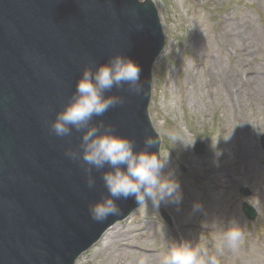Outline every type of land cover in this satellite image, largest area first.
Returning <instances> with one entry per match:
<instances>
[{
    "label": "water",
    "instance_id": "water-1",
    "mask_svg": "<svg viewBox=\"0 0 264 264\" xmlns=\"http://www.w3.org/2000/svg\"><path fill=\"white\" fill-rule=\"evenodd\" d=\"M139 3L0 0V264H74L139 205L134 198L119 200V216L92 220L89 204L107 194L101 172L93 169L95 186L89 188L81 166L64 155L79 148L81 134L56 137L46 123L69 102L85 66L95 69L121 53L140 65L143 91L136 95L125 86L106 93L123 96L124 103L94 122L135 139L137 150L146 135L158 139L147 107L152 63L164 36L151 1ZM36 55H44L42 67L26 65ZM14 66H22L24 75L17 77ZM159 146L149 151L159 153ZM245 211L255 218L252 209Z\"/></svg>",
    "mask_w": 264,
    "mask_h": 264
},
{
    "label": "rangeland",
    "instance_id": "rangeland-1",
    "mask_svg": "<svg viewBox=\"0 0 264 264\" xmlns=\"http://www.w3.org/2000/svg\"><path fill=\"white\" fill-rule=\"evenodd\" d=\"M154 1L166 48L154 65L150 114L162 138L161 155L170 154L165 172L173 170L180 181L182 201L157 209L147 200L76 264H161L169 246L185 241L205 245L220 264H264V87L258 78L247 79L248 70L264 76V0ZM234 29L239 37L230 34ZM228 78L234 81L226 85ZM194 140V147L184 148L182 142ZM202 141L206 150L199 155L195 145ZM246 150L251 170L242 159ZM245 187L250 196L241 191ZM196 203L202 207L194 209ZM245 203L257 209L255 219L243 212ZM233 219L243 238L219 255L216 245Z\"/></svg>",
    "mask_w": 264,
    "mask_h": 264
},
{
    "label": "clouds",
    "instance_id": "clouds-1",
    "mask_svg": "<svg viewBox=\"0 0 264 264\" xmlns=\"http://www.w3.org/2000/svg\"><path fill=\"white\" fill-rule=\"evenodd\" d=\"M142 27L139 25L138 29ZM125 86L128 92L136 95L143 91L141 67L132 59L116 53L109 57L107 63L95 69L87 65L76 82L69 102L56 113L53 121H46L49 132L56 137H68L73 132L81 134L79 148H67L64 155L81 166L89 188L95 186L93 169L101 172L107 194L102 193L98 200L88 206L90 217L98 223L121 214L117 203L119 200L134 198L139 205L144 206L150 200L158 209L161 203L178 206L183 197L180 181L174 171L169 169L165 172L169 167L170 154L149 151L159 142L155 136L146 135L143 149L137 150L135 139L118 134L113 125L103 120L94 122L95 118L102 117L109 109L124 103L123 96L106 93ZM217 143L218 140L212 147L216 148ZM182 144L185 149L192 148L195 140ZM219 154L217 152V156ZM193 207L200 209L202 205L196 203ZM230 224L232 226L222 232L216 245L219 255L223 254L225 248L235 249L243 238L239 222L233 219ZM161 264H220V261L217 255L209 254L205 245L193 246L185 241L169 246Z\"/></svg>",
    "mask_w": 264,
    "mask_h": 264
},
{
    "label": "bare ground",
    "instance_id": "bare-ground-1",
    "mask_svg": "<svg viewBox=\"0 0 264 264\" xmlns=\"http://www.w3.org/2000/svg\"><path fill=\"white\" fill-rule=\"evenodd\" d=\"M229 27H230V25H228L227 26V29L229 30ZM230 34L231 35H233V37H239V34H238V31L236 30V29H234L233 30V32L231 33L230 32ZM246 55V54H245ZM255 70H248L247 71V75H248V77L251 75V77H252V79L253 80H255L256 78H258V80H260V83H261V85L263 84V87H264V76L262 75V72H260V71H256L255 73H253ZM248 80H251L250 79V77H249V79ZM232 81H234L233 80V78H228V79H225L224 80V82H225V84L227 85V83L228 82H232ZM226 90H227V92L229 93V95H230V92L228 91V88H226ZM249 151V150H248ZM247 150L243 153V154H241L242 155V159L246 162V163H249L248 164V169H253V159H251V158H249V157H247V155L248 154H246L247 152H248ZM248 158H249V162H248ZM245 169H246V166L244 167V171H245ZM213 171H215V170H213ZM246 175H247V173H246ZM117 234V235H116ZM116 234H114V236H113V238H112V242H113V244H117V239H118V234H119V232H116ZM127 246H130V247H135V248H139L140 250H142V251H150V252H152V250L151 249H148V248H145V249H143V248H141V247H146V246H136V244H128L127 243ZM154 258L156 257V256H153Z\"/></svg>",
    "mask_w": 264,
    "mask_h": 264
}]
</instances>
